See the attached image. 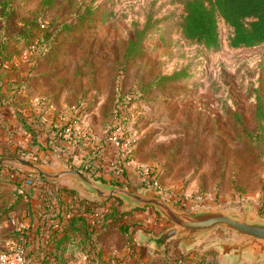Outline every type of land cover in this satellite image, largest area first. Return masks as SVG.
Here are the masks:
<instances>
[{
	"label": "rangeland",
	"instance_id": "374dc122",
	"mask_svg": "<svg viewBox=\"0 0 264 264\" xmlns=\"http://www.w3.org/2000/svg\"><path fill=\"white\" fill-rule=\"evenodd\" d=\"M182 13L179 0H0V100L13 104L8 111L13 108L23 131H32L29 114L42 111L52 137L64 141L72 125L86 129L91 144L80 139L77 146L94 157L121 123L137 141L123 188L156 189L157 183L178 210L222 209L264 219V122L261 129L256 122L259 102L264 111V47L231 48V31L223 24L219 50L188 42L178 27ZM149 18L154 27L143 54L127 61L134 24L142 27ZM66 24L76 29L68 33ZM175 73L188 77L174 83L169 77ZM19 148L21 156L27 152ZM97 161L98 168L106 162ZM2 168L9 173L0 176L5 251L15 233L12 220L23 225L18 215L30 206L19 193L24 185L12 177L36 174L16 164ZM143 174L154 182L144 183ZM101 205L107 228H118L123 205L115 199ZM159 223L158 237L170 229L165 220ZM85 236L72 237L79 252ZM229 241L240 239L222 228L184 252L174 239L163 256L152 254L141 264H226L218 245ZM102 254L99 264H112ZM75 259L72 264L79 263Z\"/></svg>",
	"mask_w": 264,
	"mask_h": 264
},
{
	"label": "crops",
	"instance_id": "0c3cea01",
	"mask_svg": "<svg viewBox=\"0 0 264 264\" xmlns=\"http://www.w3.org/2000/svg\"><path fill=\"white\" fill-rule=\"evenodd\" d=\"M9 107H13V104L6 102L4 99H2V101L0 100V159L8 156L5 152L10 151L22 158H25L26 156L27 159H32L30 161L39 163L54 171L59 170L62 167H68L86 173L92 178L98 177L101 179L98 181L104 180L105 182H102L109 184L110 179L105 177L104 174L108 170V162L113 157V150L108 147L107 144L104 145L105 147H102L103 150L100 152L99 156L96 154L94 157L91 155L93 154L92 151H89V154H87L88 152L85 153L82 151L85 147L80 148V146L74 145L67 140L63 141L57 137H52L54 134L50 133L51 131L48 129V123L42 119L43 115H45V111H42L40 114H29L30 116L26 122L30 123L28 125L32 127L33 125H31V123H36V129L31 127L30 129L32 131H23V124L18 121L13 108H11V111H8ZM21 130L25 136L19 135ZM49 138L51 139L48 140ZM33 139L38 141L36 142ZM19 146L23 148L24 151H27V154L24 153L21 156L20 153L22 149H20ZM110 149L111 152L109 151ZM97 159H103L106 161L105 164L101 165L102 168H98ZM130 168L131 167L126 168L125 172L127 175L129 174V177L132 175L130 173L132 169ZM5 171L6 169L2 168L0 176H9V173H6ZM27 176L29 175L24 172V174H18L12 178L16 184H21L23 179ZM46 185L47 183L41 182L35 191L24 187V191L21 190L19 192L21 194L23 192L25 193L22 197L26 202H29L30 206L28 212L22 211L18 216H20L19 222L23 223L25 226L23 233L27 234V239L29 237L31 240L34 235L36 236V232H34V223L36 221H46L45 230L49 231L52 229L51 233H55L59 237L58 243L60 245V250L58 251L57 259H55L57 260L55 264H72L73 262H76L73 260L75 259L73 257H76L78 260L80 259L78 264H98L97 258L101 257L102 252L105 253L102 254L103 258L110 259L112 264H141L147 260L148 256L156 253L153 239L158 237L157 232L159 230V221H161V217L159 218V215H157L153 208L135 209L127 213H122L123 215H120L121 219L117 224L118 228L113 225L108 228L106 227L102 234L100 232L98 237H96L99 245L98 257L95 254L87 256L85 248H87L88 242L85 245V241L82 244L84 252H79L81 244L73 242L72 237L81 231L86 235V239L90 237V235H88L90 231L89 216L84 215L83 217L79 215L71 218L69 223L68 221L65 222L67 228L64 231L62 229L59 230V223L63 221L59 208L65 203L62 201L59 205L54 204L53 207L48 208L40 199V196L43 193V188ZM54 187L68 190V194H74L78 198L81 197L80 199L89 201L84 199L85 197L83 196L86 195L80 193L72 184L61 183L60 185L57 183ZM26 191L29 195L26 194ZM14 213L15 212L12 214ZM122 221L126 222L127 225L132 228L123 229L122 227L124 226V223H122ZM18 236V233H14L13 238H11L10 241L17 239ZM116 240L118 242L116 246L120 245V248L114 247L115 245H113L114 243L112 242H115ZM108 242L111 245H109L111 248L109 249L107 247V250L105 246ZM91 243L93 242L90 241L89 245ZM119 251H121L120 254L112 255ZM245 264L250 263L246 262Z\"/></svg>",
	"mask_w": 264,
	"mask_h": 264
},
{
	"label": "water",
	"instance_id": "95a60500",
	"mask_svg": "<svg viewBox=\"0 0 264 264\" xmlns=\"http://www.w3.org/2000/svg\"><path fill=\"white\" fill-rule=\"evenodd\" d=\"M10 163L25 167L29 172L49 181H71V184L86 195L91 202L106 203L112 199L122 202V213L135 209L153 208L171 225V228L153 239L156 257L163 256L169 243L180 240L181 252L207 239L218 229H225L236 235L240 241L223 242L218 249L225 256L226 264H264V219L254 217L250 212L238 214L222 209L197 207L192 211L178 210L167 202L165 196L154 188L142 187L136 191L93 179L86 173L62 167L52 170L45 166L20 159L3 157L0 159V172L3 165ZM59 184V183H58ZM69 184V183H67Z\"/></svg>",
	"mask_w": 264,
	"mask_h": 264
},
{
	"label": "trees",
	"instance_id": "16d2710c",
	"mask_svg": "<svg viewBox=\"0 0 264 264\" xmlns=\"http://www.w3.org/2000/svg\"><path fill=\"white\" fill-rule=\"evenodd\" d=\"M53 2L54 0H45L46 5H51ZM179 3L182 6L183 13L179 17L178 27L181 30L183 38L188 42L202 45L206 49L219 50L222 47L220 29L223 24L231 31L228 39L231 48L241 49L264 47V0H179ZM153 27L154 25L151 23V18H149L142 27H138L134 24L133 35L130 37L126 48L125 58L127 61H133L140 58L144 52V42ZM63 28L66 32L70 33L76 29V25L71 26L66 24ZM187 77V73H175L169 77V80L178 83L180 80ZM256 122L260 129L263 128L264 111L261 102L258 103ZM238 124L241 126L239 120ZM14 156L18 155L15 154ZM35 177L40 183L48 182L44 177L37 175H35ZM94 178L101 180L98 177ZM113 184L123 187L122 184L117 182H114ZM46 186L54 187L56 185L48 182ZM60 191L68 197H76L74 194H68V190L60 189ZM26 194L29 195L27 191ZM21 195L23 196L25 193L23 192ZM40 199L43 201V193L40 196ZM53 199H56V197H51L48 201L53 203ZM81 200L83 204L87 203L85 200ZM117 201L122 204L119 200ZM53 206L54 205L51 204L47 205L48 208ZM100 206L102 205L98 204V208ZM86 211L87 210L75 212L71 218L79 215L84 217V215H88ZM61 216L63 221L59 223V230L62 229L64 231L67 228L65 222L68 221L69 223L71 218L65 220L63 215ZM89 219V228H97L101 234L108 226L105 218L103 216L100 217L99 214L92 218L89 217ZM45 222L46 221H36L34 223V232H36L37 240L31 241L32 244L36 246L34 250L35 253H33L32 256L40 259L42 258L45 264H55L57 262L55 259H57V254L60 250V245L58 243L59 237L55 233H51L52 229L49 231L45 230ZM168 227H171V225L168 224ZM24 235L27 236L25 233ZM88 235H90V237L87 239L85 236V245L88 242V246L85 248L87 256L95 254L98 257V239L97 241L93 239L94 237L91 231H89ZM90 241L93 243L89 245ZM97 259L98 264L100 261H103L101 257H98Z\"/></svg>",
	"mask_w": 264,
	"mask_h": 264
},
{
	"label": "built area",
	"instance_id": "2783aa9c",
	"mask_svg": "<svg viewBox=\"0 0 264 264\" xmlns=\"http://www.w3.org/2000/svg\"><path fill=\"white\" fill-rule=\"evenodd\" d=\"M69 126L65 130V140L71 142L74 145H77L79 140L82 139L83 142L87 145L91 144L90 132L83 128H78L75 126ZM77 128V129H76ZM136 139L133 137H128L124 134L123 127L121 123H116L113 130L108 136L107 145L113 150V157L108 162V170L104 174L105 176H110L115 182L124 184L127 179L125 178L126 168L131 167L132 165V154L133 150L136 147ZM144 183L154 182L153 180H148L143 177ZM22 184L25 188L35 191L39 186V183L36 180L35 175L27 176L23 179ZM157 189V183H153ZM158 190V189H157ZM53 203H50L48 200L52 197ZM65 203L61 208H59L60 214L63 215L65 220L71 218L75 212H80L87 210L88 216L90 218L97 216L100 209L98 208V202L86 201L87 203H82L81 199L77 197L71 198L63 194L59 188L52 186H45L43 188V203L47 205H58V203ZM101 205V204H100ZM185 207V206H184ZM62 209V210H61ZM184 209V208H183ZM104 212H107L108 209H103ZM13 225L15 226V233L19 234L17 239H13L9 242L8 248L5 251H0V264H45L42 258H37L32 256L36 248L31 241L37 240V237L34 235L31 240L26 238L24 235L25 226L20 225L16 220H12ZM91 233H93V239L97 240L100 231L97 228H91Z\"/></svg>",
	"mask_w": 264,
	"mask_h": 264
}]
</instances>
